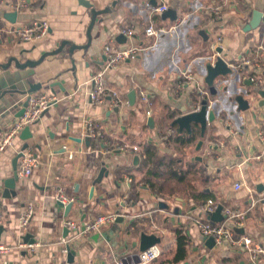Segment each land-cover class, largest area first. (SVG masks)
Returning <instances> with one entry per match:
<instances>
[{
	"label": "crops",
	"instance_id": "obj_1",
	"mask_svg": "<svg viewBox=\"0 0 264 264\" xmlns=\"http://www.w3.org/2000/svg\"><path fill=\"white\" fill-rule=\"evenodd\" d=\"M2 1L0 64L8 63L11 57L22 62L39 59L63 40L77 45L89 41L90 9L79 0H26L27 5L13 19L11 13L16 10L8 2L19 0ZM87 1L97 9L109 7L111 12L98 17L101 21L95 23L87 49L73 51L66 45L35 68L28 79L43 87L34 95L48 94L57 102L29 125L32 138L23 140L19 133L0 158V224L4 226L0 243L10 248L0 255V264H59L68 259L62 253V239L70 235L69 231L65 234V220L88 223L112 212L118 214L119 221L71 244L73 264H117L122 260L140 264L137 255L142 253L143 233L161 238L156 244L161 255L148 264H164L176 253L177 228H183L190 238L188 256L180 264H264V253L253 262L240 242L250 237L264 249V143L258 137L264 129V95L258 93L264 91V48H260L264 45V21L256 29L246 30L254 12L264 11V0ZM163 3L176 10V20L157 11ZM35 21L50 24L45 37L27 42L8 32L11 27ZM151 25L173 30L159 37L148 36L145 30ZM131 27L133 37L119 42L118 36ZM110 42L136 44L145 50L136 59L106 72V101L93 104L89 97L95 88L92 78L104 69V47ZM219 47L233 73L220 77L212 93L205 82L207 65L218 56ZM248 59L246 69H241ZM18 71L14 63L9 70L0 69L1 90L11 74L27 72ZM185 71H191L192 79L181 89ZM252 77L258 82H252ZM132 90L137 95L134 104L129 99ZM115 92L123 102L119 109ZM142 92L149 101H142ZM241 94L249 101V109L239 108L236 97ZM202 96L211 101L217 113L204 137L198 123H192L191 132L173 124L177 117L195 110ZM13 110L0 104L4 131L20 107L16 104ZM86 121L99 123L113 141L138 145L139 151L111 153L102 145L97 147L85 136ZM25 143H29L26 152L37 154L40 163L30 176L19 177L15 193H6L14 158ZM149 145L164 157L155 176L150 168L156 161L144 163ZM103 167L108 174L91 196ZM147 178L160 192L150 188ZM237 183L242 185L240 189H236ZM60 190L75 198L68 215L55 197ZM209 200L222 204L224 213L244 214L239 226L229 222L234 241L213 248L207 246L198 227L199 221H210L204 212ZM30 203L34 215L27 226L20 227V217ZM134 221L137 233L134 227L128 231ZM27 235L28 240L36 241L33 248L19 247L20 242L26 243Z\"/></svg>",
	"mask_w": 264,
	"mask_h": 264
},
{
	"label": "built area",
	"instance_id": "obj_2",
	"mask_svg": "<svg viewBox=\"0 0 264 264\" xmlns=\"http://www.w3.org/2000/svg\"><path fill=\"white\" fill-rule=\"evenodd\" d=\"M0 3H4L0 0ZM8 5L11 9L20 11L27 5L26 0H19L16 2H8ZM168 6L166 4H162L157 8V11L164 13L168 10ZM219 12V11H217ZM264 17V11H263ZM50 30V24L47 21H35L29 26L23 27H11L8 32L19 39L30 42L42 37H45ZM173 28H160L155 29L154 26H149L145 33L148 36H156L159 37L162 33H172ZM134 28H127L123 30L122 34H124L127 38H132L134 35ZM264 44V39H263ZM260 48H264V45H261ZM145 48L136 44H127V45H119L116 42L107 43L104 47V53L106 56V64L104 69L98 72L93 76L92 82L95 84V88L90 92L89 97L93 104H103L106 101L105 92V74L108 70L113 69L121 65L122 63L128 60H134L138 57L140 52L144 51ZM245 63H250V60H246L242 65L241 69H246L244 67ZM192 79L191 71H185L182 74V81L180 82V88H185L189 81ZM252 82H258L255 77L251 78ZM115 106L120 108L123 105V102L119 99L117 93H114ZM142 101H149L148 96L145 92L141 93ZM57 102V98L48 95V94H36L31 95L29 99V104L24 112V114L20 117H16L12 122L11 126L7 131H4L0 126V158L6 149L14 144L15 138L19 133L23 131V129L37 121L41 115L48 110L51 106H53ZM128 104V101L125 103ZM148 115L151 114L149 110L147 112ZM85 136L87 139L97 146L104 147L107 152H137L140 147L138 145L131 144L129 142H117L111 140L103 128L99 123L94 121H86L85 122ZM258 137L264 143V129L258 132ZM40 163L39 157L37 154L28 153L25 151L23 157L20 158L19 164V177L25 178L32 174L33 170L38 167ZM241 184H236V189L241 188ZM56 200L63 203L64 205L74 202L75 198L72 196H68L64 193L63 190H60L56 195ZM217 208V204L213 200H209L207 204L204 206V212L208 215L213 213ZM228 215V218L219 223H215L212 221H199L198 227L206 238L213 237L216 241V244H222L224 242L234 241V230L233 226L230 227V223H234L236 226H239L244 219L243 213L237 212H225ZM34 215V205L30 203L23 214L20 217V227H25L29 224L32 217ZM118 219V214L115 212L101 214L98 217L94 218L88 223H83L78 220L67 219L64 222V227L68 229V236L62 239V253L64 256H68L69 249L75 240L80 236H88L92 234H97L102 231L105 226H108ZM246 248L249 253L250 260L255 262L259 255L264 253V249L259 245L255 244L250 237H244L242 241H240ZM27 246L29 248H33L34 244L23 243L20 242L19 247ZM72 248V247H71ZM10 250L9 246L0 243V255L7 253ZM161 255V250L157 245L151 246L146 251L142 252L139 255L140 264H148L157 257ZM59 264H73L65 258ZM117 264H127L125 260L118 261Z\"/></svg>",
	"mask_w": 264,
	"mask_h": 264
},
{
	"label": "water",
	"instance_id": "obj_3",
	"mask_svg": "<svg viewBox=\"0 0 264 264\" xmlns=\"http://www.w3.org/2000/svg\"><path fill=\"white\" fill-rule=\"evenodd\" d=\"M82 5L86 6L88 9H90V15H91V21L90 25L88 27L87 35L89 38V41L85 45H77L71 41L63 40L61 45L53 50L45 52L39 59H27L25 61H20L17 57H11L8 61V63L0 64V69L2 70H9L12 66V63L15 64V67L18 72H26V74H11V78H7L8 85L4 89H0V104L3 103L5 107H8L10 110H13L17 104V107H20L19 111H16L13 115L14 118L20 117L24 114L28 104L29 99L31 95L37 93L40 91L43 87L42 83H32L29 81V77L35 73V68L40 65L44 59L51 55H56L60 53L63 48L66 45H69L72 50L75 49H87L91 45L92 41V30L97 21H101V19H98L99 16L110 13L111 8L105 7L103 9H97L93 3L87 0H79ZM117 0L115 1L116 4ZM164 17H170L173 20H176L177 13L176 10L173 8H169L166 12L163 13ZM10 17L11 19L15 18L17 16V11L14 13H11ZM264 21L263 12L260 10H256L254 12L253 18L251 21L246 25V30H252L259 27L260 23ZM119 42H125L127 40V37L124 34H120L118 36ZM218 56L214 58L212 61H210L207 65V76L205 82L210 86L212 93H215V84L216 81L220 77H225L227 75H231L233 73V68L230 67L229 63L221 56L222 48H218ZM53 85V84H52ZM260 95H264V91H258ZM136 91L132 90L129 99L130 103L134 104L136 100ZM199 105H197L195 110H192L190 112H186L185 114L177 117L174 119L173 124H177L180 126V129H187L189 132H191V126L192 123H198L201 125V135L204 137L206 133V129L209 123H212L216 117L217 113L214 109H212V103L210 100L205 99L204 96L200 98ZM236 101L239 103V108L242 110L249 109L250 103L248 100L244 99V95H238L236 97ZM119 109V108H117ZM14 111V110H13ZM154 119L152 117L149 118V124H153ZM21 138L23 140H28L29 138H32V133L30 130V126H26L23 131L21 132ZM90 142V139H88ZM202 145V141L199 142L198 148ZM29 148V143H25L22 146L21 151L16 155L13 161V177L9 178L6 181V193H15V186L17 181L19 180V173H18V166H19V160L21 157H23L25 151ZM138 156L135 157V160H138ZM108 172L106 171V168L103 167L93 183V187L91 190V196H93L95 186L97 183L102 181L105 175H107ZM60 205L65 206L66 209V215L70 212L71 208L73 207V202L68 203L67 205H64L63 203L59 202ZM224 206L222 204L218 205L216 210L213 213L208 214V218L210 221L219 223L223 222L228 218V215L224 213ZM121 219V218H120ZM119 221V219H118ZM4 226L0 224V234L3 232ZM68 233V229H65V234ZM29 235L25 237V242L30 244H35L36 241L28 240ZM161 242V238L155 234H146L143 233L140 238V252L146 251L151 246H154ZM206 244L208 247L213 248L216 245V241L213 237L206 238ZM69 254H68V261L73 263L74 262V251L71 247H68ZM139 256V255H137ZM241 264H248L245 261H242Z\"/></svg>",
	"mask_w": 264,
	"mask_h": 264
},
{
	"label": "trees",
	"instance_id": "obj_4",
	"mask_svg": "<svg viewBox=\"0 0 264 264\" xmlns=\"http://www.w3.org/2000/svg\"><path fill=\"white\" fill-rule=\"evenodd\" d=\"M145 156H146L144 159L145 164H148L150 162V160L156 161V163H152V167L150 168V173H154L153 175L155 176L156 170L159 168L160 164L163 163L164 157H161V155L158 154V151L156 149H154L152 145H149L147 147L146 152H145ZM145 181H146V183L149 184L150 188L154 192H157V193L160 192L157 184L154 183L152 180L147 178ZM132 198H135V200H136L138 198V195H133ZM132 227H134L133 232L137 233L138 232V226H137V223L135 221L131 223L130 227H128V231ZM175 232H176V238H177V250H176V253L174 254V256L172 258L165 261V263H168V264H180L188 256V247L190 245L189 236L186 234V232L183 228H177Z\"/></svg>",
	"mask_w": 264,
	"mask_h": 264
}]
</instances>
